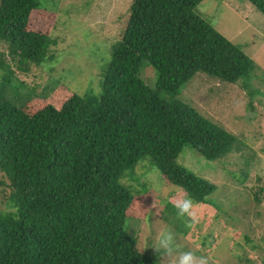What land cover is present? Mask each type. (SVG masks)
<instances>
[{"label": "trees", "instance_id": "obj_1", "mask_svg": "<svg viewBox=\"0 0 264 264\" xmlns=\"http://www.w3.org/2000/svg\"><path fill=\"white\" fill-rule=\"evenodd\" d=\"M202 1L132 0L100 93L59 85L20 107L0 94V194L10 204L0 209V264H158L125 228L153 213L163 224L171 211L178 216L146 185L148 168L193 206L214 207L216 186L178 158L188 147L220 162L244 144L182 90L198 73L247 88L257 66L199 14ZM245 1L264 15V0ZM41 4L0 0V42L23 74L53 60L55 40L29 29L33 11L52 10ZM143 62L157 72L152 89L139 78ZM9 67L0 62L3 87L15 82ZM186 217L171 223L180 233Z\"/></svg>", "mask_w": 264, "mask_h": 264}, {"label": "rangeland", "instance_id": "obj_2", "mask_svg": "<svg viewBox=\"0 0 264 264\" xmlns=\"http://www.w3.org/2000/svg\"><path fill=\"white\" fill-rule=\"evenodd\" d=\"M131 1L41 0L42 8L52 10L33 11L29 29L55 40L53 60L33 66L27 74L20 73L7 54V46L0 42V62L10 66L15 78L3 87L6 72L0 68L2 97L20 107L28 99L48 97L59 85L80 96L100 93L103 70L112 45L125 29ZM197 8L255 62L257 70L247 80V88L242 81L229 84L198 73L183 88L181 98L237 136L244 147L220 162H208L190 148L183 149L179 164L216 186L210 196L214 207L193 206L191 216L182 219L184 232L173 226L180 217L171 210L165 225L153 213L144 220L126 221L125 228L137 240L139 251L158 264L161 257L152 246L162 229H171L184 250L206 257L208 264H264V15L245 0H203ZM139 78L152 89L157 72L143 62ZM142 173L148 188L164 202L175 204L185 197L176 187L167 186L156 169ZM244 174L245 180L240 182ZM9 205L8 194H0V209Z\"/></svg>", "mask_w": 264, "mask_h": 264}, {"label": "clouds", "instance_id": "obj_3", "mask_svg": "<svg viewBox=\"0 0 264 264\" xmlns=\"http://www.w3.org/2000/svg\"><path fill=\"white\" fill-rule=\"evenodd\" d=\"M174 207L178 216H191L193 201L190 197H185L177 201ZM152 247L161 257L160 264H208L206 257L197 256L190 250H184L177 243L175 234L171 229H162L155 237Z\"/></svg>", "mask_w": 264, "mask_h": 264}]
</instances>
